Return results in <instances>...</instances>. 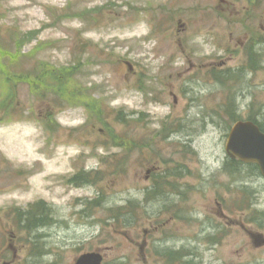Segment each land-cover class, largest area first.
<instances>
[{"label": "rangeland", "instance_id": "374dc122", "mask_svg": "<svg viewBox=\"0 0 264 264\" xmlns=\"http://www.w3.org/2000/svg\"><path fill=\"white\" fill-rule=\"evenodd\" d=\"M263 53L264 0H0V264H264Z\"/></svg>", "mask_w": 264, "mask_h": 264}, {"label": "water", "instance_id": "95a60500", "mask_svg": "<svg viewBox=\"0 0 264 264\" xmlns=\"http://www.w3.org/2000/svg\"><path fill=\"white\" fill-rule=\"evenodd\" d=\"M225 141V153L230 158H238L243 164L259 167L264 177V133L250 121H237L229 130ZM103 256L97 253H85L74 264H102Z\"/></svg>", "mask_w": 264, "mask_h": 264}, {"label": "trees", "instance_id": "16d2710c", "mask_svg": "<svg viewBox=\"0 0 264 264\" xmlns=\"http://www.w3.org/2000/svg\"><path fill=\"white\" fill-rule=\"evenodd\" d=\"M253 67L254 66L251 64L250 65V68H253ZM213 75L215 76L214 77L215 80L217 82H219L220 84H225L227 82L235 81L237 79V75L232 74L230 72V70L220 71L219 73L216 72V73H213ZM225 108H226L227 117H228V119H230V124L228 126L230 128V125L231 124H233L237 120H241V118L239 116L237 107H235L234 99L233 98L232 99L231 98L228 99V101L226 102V107ZM246 119H248L250 121H253L255 123H259L260 128L262 130H264V124L258 122L253 117L251 118L250 116H248ZM223 167H224V171L227 174L234 175L236 172L239 171V167H241V164L237 160H235V159L234 160H226L225 163H224V165H223ZM253 168L256 169V167H253ZM84 175L85 174H83L82 172H79V174L77 176H74L72 178V181L75 182L76 180H80V179H82V177ZM149 192L150 191H146L147 195H150V193H152V191L150 193ZM91 205L93 207H95V206H98V203L97 202H92ZM36 209H39L41 211H44V204H43V202H38L36 204V206H35V210ZM29 211L30 212H28V214L30 216L34 217L35 216V212L34 211H31V207H30V210ZM44 218L45 219H48L47 215H44L42 218L41 217H37L33 221H31V222L28 221V222L31 223V224H33L36 227V224L37 223H41L40 225H43L44 224V221H45ZM185 252L186 251H183L182 249H179L178 251H174L173 253L168 254V258H169L168 263L169 264H176V263L177 264H185L186 262H182V258L185 256V254H184Z\"/></svg>", "mask_w": 264, "mask_h": 264}, {"label": "flooded vegetation", "instance_id": "af4514ba", "mask_svg": "<svg viewBox=\"0 0 264 264\" xmlns=\"http://www.w3.org/2000/svg\"><path fill=\"white\" fill-rule=\"evenodd\" d=\"M263 55H264V53H263Z\"/></svg>", "mask_w": 264, "mask_h": 264}]
</instances>
